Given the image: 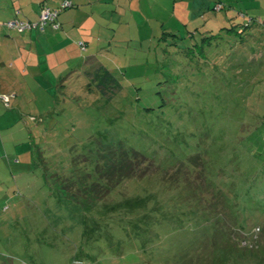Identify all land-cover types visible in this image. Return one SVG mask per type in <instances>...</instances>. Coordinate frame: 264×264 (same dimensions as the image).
<instances>
[{
    "label": "rangeland",
    "instance_id": "obj_1",
    "mask_svg": "<svg viewBox=\"0 0 264 264\" xmlns=\"http://www.w3.org/2000/svg\"><path fill=\"white\" fill-rule=\"evenodd\" d=\"M221 2L128 29L103 90L91 63L36 78L0 63V264H264V0ZM201 24L221 37L205 49ZM121 140L160 169L97 185Z\"/></svg>",
    "mask_w": 264,
    "mask_h": 264
},
{
    "label": "crops",
    "instance_id": "obj_2",
    "mask_svg": "<svg viewBox=\"0 0 264 264\" xmlns=\"http://www.w3.org/2000/svg\"><path fill=\"white\" fill-rule=\"evenodd\" d=\"M62 1L0 0V63L11 66L8 69L12 74L22 76L29 72L35 78L71 75L83 62L91 63L103 90L111 77L106 59L112 54L117 59L118 43L135 41L134 36H128V29L134 33L133 28L137 26L139 32L142 24L151 26L157 22L161 30H166L165 24L167 21L170 24L173 16L182 24L186 18L208 20L211 17L206 15L223 0H189L194 11L188 17L182 16L184 10L179 6L183 0H71L74 6L60 12L57 26L18 33L4 24L11 18L37 20L45 5L56 8ZM194 26L195 30L216 33V26L207 29L204 24ZM142 33L141 41H151L146 29ZM152 35L154 39L153 29ZM82 43L90 53L87 57L80 55L85 50H81Z\"/></svg>",
    "mask_w": 264,
    "mask_h": 264
},
{
    "label": "trees",
    "instance_id": "obj_3",
    "mask_svg": "<svg viewBox=\"0 0 264 264\" xmlns=\"http://www.w3.org/2000/svg\"><path fill=\"white\" fill-rule=\"evenodd\" d=\"M69 1L71 2V5H68L67 7H64L63 4L64 2ZM74 6V3H72L71 0H64L62 2H60L59 6H57L56 8L51 7L53 10H58V17L57 20L59 18V14L62 10L68 9L69 7ZM44 8V7H43ZM43 8L41 9L40 13H39V18L37 20H26V19H20V18H11L10 20H19L20 22H24L27 25H30L31 27L27 29H24L22 32L24 31H32L34 29H38L41 30V27L39 25H34L35 23L40 22V18H41V13L43 11ZM222 8V4H219L217 6H215V9H221ZM19 14V13H18ZM257 18H251L250 17V21L246 22L245 24V28L247 27H252L254 25H257L256 20ZM9 20V21H10ZM259 20V19H258ZM6 21L4 24L8 29H13L14 31L18 32V33H22L17 29L14 28H9L7 26V22ZM260 23L263 25L264 27V22ZM34 25V26H33ZM47 25H58V21H56V23H48ZM45 28L42 30L46 29ZM242 30V28H240ZM196 32H200L201 34L204 35V38L202 39V45H198L201 46L202 49H205L207 45H211V41L212 39L215 40H220V35H218L217 33H212L211 30L210 31H205L202 32L200 31V29L196 30ZM240 33V31H239ZM189 34H192V37H195V33L190 32ZM210 34V35H208ZM210 36V37H209ZM157 37V35L154 37V39ZM208 40V41H207ZM207 42V43H206ZM206 43V44H205ZM85 47L86 45L84 43H82ZM82 44H81V49H82ZM198 44V43H196ZM196 44L192 43L193 47H196ZM194 50V49H193ZM109 148L107 149V151L102 152L101 149V154H103L104 156H107V158L101 159L98 158V162L97 165L99 167V173L101 174L98 179L99 181H97V185L100 183V181H107L110 184L114 183V185H118L120 183H123L126 180L129 179H134V178H145L146 176H150L151 174H156L158 172L159 166H156V164H154L152 162V160L146 155L141 153L140 151L136 150L135 148H131L129 147L125 142H123L122 140L119 143H109ZM101 148V147H100ZM194 156V155H192ZM192 158V157H190ZM189 158V159H190ZM190 161V160H188ZM105 168H109L108 170L102 172V169L104 170ZM167 172H165L166 174ZM165 181H167L168 183H170V181L168 179H166ZM79 181H76V183ZM79 185V183H77ZM73 190V188H72ZM110 188H102L101 187V194H100V198H104V196L107 194L108 192H110ZM70 199V198H68ZM99 199V198H98ZM74 199L71 200L72 203ZM72 209L74 211H77L76 206L73 204V206H71ZM70 207V209H71ZM85 207V206H84ZM87 210V208H84V212Z\"/></svg>",
    "mask_w": 264,
    "mask_h": 264
},
{
    "label": "built area",
    "instance_id": "obj_4",
    "mask_svg": "<svg viewBox=\"0 0 264 264\" xmlns=\"http://www.w3.org/2000/svg\"><path fill=\"white\" fill-rule=\"evenodd\" d=\"M68 5H71V2L66 1L64 2L63 6L67 7ZM57 17H58V10H53L49 5H45V7L43 8V11L41 13V18H40V22L35 23L34 25H39L41 27V29L45 28V25H47L48 23H56L57 21ZM33 25V26H34ZM7 26L9 28H14L19 30L20 32H22L24 29L30 28V25H27L24 22H20L19 20H10L9 22H7ZM82 48L85 49V46L82 44ZM0 100H3L4 104L8 107L10 105V96L8 95H3L0 97Z\"/></svg>",
    "mask_w": 264,
    "mask_h": 264
}]
</instances>
